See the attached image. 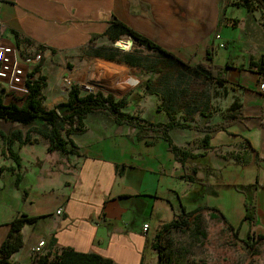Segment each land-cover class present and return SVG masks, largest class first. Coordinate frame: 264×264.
<instances>
[{"label": "crops", "instance_id": "obj_1", "mask_svg": "<svg viewBox=\"0 0 264 264\" xmlns=\"http://www.w3.org/2000/svg\"><path fill=\"white\" fill-rule=\"evenodd\" d=\"M229 2L231 0H0V41L19 46L24 57L32 62L43 55L45 66L47 62L56 63L66 58L78 62L101 58L118 63L117 53L124 50L132 52L129 50L134 48V56H140L138 51L149 52L131 41L130 36L112 39L103 35L117 18L181 59L195 65L202 63L215 73L226 74L227 81L223 85L207 82L214 89L222 90L226 101L214 109L213 97L210 99V108L206 110L210 115L209 125L221 122L224 113L234 104L235 111L244 116L229 126L227 132L218 131L210 147L203 142L206 131L171 129L178 147L200 155L194 160L189 158L192 166L199 170L198 177L206 180L200 184L183 177L184 165L177 161L162 137L148 144L147 139L138 138L136 128L117 125L109 114L94 112L88 116L84 122L86 132L72 136L80 154L69 155L62 150L51 151L49 139L35 125L24 126L0 118V131L7 135L0 134V248L17 216L40 217L35 224L24 226L21 231L24 246L13 253L10 264H43L46 258L45 264H50L56 254L66 249L96 253L116 264H157L154 223L170 219L182 203L187 209L190 204L196 208L200 203L205 204L206 197H220L219 173L222 168L239 166L242 150L248 153L252 164H264V92L260 89L264 74L259 73L256 66L250 67L252 55L247 51L244 58L237 61L217 64L215 60L220 48L216 33L223 36L221 31L226 21L235 26L226 15L232 6ZM28 40L31 44L26 42ZM223 40L228 46L229 41L224 36ZM40 45L44 47L42 54ZM104 45H112L116 59L98 54H104ZM123 45L127 49H123ZM26 51L37 55L28 57ZM153 53L156 63L164 58ZM262 54L264 51L253 55L257 59ZM124 63L130 72L137 74L131 78L132 83H138L133 86L137 91L115 98L139 94L141 99L134 97L130 103L131 114L147 120L150 118L146 113L153 114L155 122H168L164 108L156 110L163 103L162 92L159 96L150 95L146 86L147 82L160 90L163 86L160 73L150 72L147 65ZM31 64L34 68L35 63ZM81 66L87 70L83 74L89 75L87 65ZM47 82L43 90L45 100H50L47 108L68 99L70 89L51 83L48 76ZM104 82L120 91L127 89L117 79ZM146 94L154 96L155 101L144 111L141 109ZM92 115L94 122L89 123ZM206 120L197 113L195 121L190 123L203 124ZM91 127L95 128L93 135ZM8 140L12 150L8 148ZM217 152L222 154V163ZM13 153L19 156L20 162ZM20 175L22 181L17 186ZM225 180L223 186L237 184H232V179ZM24 191H27L26 197ZM216 192L218 195L214 194ZM243 202L245 205V196ZM145 224L150 225L148 231H144ZM42 239L46 240V246L43 257H39L34 247Z\"/></svg>", "mask_w": 264, "mask_h": 264}, {"label": "trees", "instance_id": "obj_2", "mask_svg": "<svg viewBox=\"0 0 264 264\" xmlns=\"http://www.w3.org/2000/svg\"><path fill=\"white\" fill-rule=\"evenodd\" d=\"M229 1V0H228ZM241 4L248 10L255 6L256 8L264 11V0H241ZM235 21V20H233ZM235 24V22H234ZM264 25V23H263ZM117 32L118 34H116ZM16 35L19 34L16 32ZM103 35H109L110 38L116 39L120 35H127L133 38L135 43H138L155 53H159L164 57L165 61L178 62L179 70H163L158 69V63L154 65L146 64L143 58L139 56H134L132 52L127 53L124 62L131 64L132 66L147 65L146 67L150 72L160 73L162 76L163 86L160 90H157L155 86H151L150 83L146 82L148 90H150V95H158L163 99V103L156 108L157 111L164 108L166 115L169 119L168 122L162 123V121L155 122L147 120L137 114H131V112L124 111V108L128 107L132 103L133 98L126 95L120 99H116L111 93L105 95L100 90L99 91H88L83 93V87L80 84H74L72 89L68 92V99L66 101L60 102L53 108H47L45 105V95L43 90L47 87V76L42 73V67L45 61V57L42 55L39 64L35 65L29 74L28 86L31 88L30 94L26 98L25 102L21 105L16 102H6L3 90H0V118L4 122H20L21 125H35L38 131L46 136L50 141L49 149L51 151L62 150L69 154H80L79 146L72 139L75 134H84L86 132L85 120L91 113L94 112H107L115 120L117 125L128 124L131 128H136L137 136L140 140L147 139L148 144H153L154 140L159 137L164 139L167 143L168 149L172 151L176 156L177 161L184 165L185 171L183 177L192 181L193 183H204L198 177L199 170L197 167H193L190 161L197 159L200 155H194L187 149L178 147L174 143L170 131L171 129L178 128H193L199 131H206L204 136V144L206 146H211L210 142L213 140L214 135L221 130L227 132V129L232 124L242 120L244 118L241 112H236V105L234 104L227 113H224V119L214 125H209L210 115L206 112L210 108L207 104L204 107L201 106L200 97L201 94H205L204 91L191 89V83L186 86L182 84V78H188L193 76L195 82L197 80L205 81L210 84L223 85L227 81V76L224 73H215L211 67L205 64H192L189 61L181 59L178 55L165 49L162 45L149 39L144 34L133 29L132 26L117 20L115 18L111 21L110 29ZM31 44V40L26 41ZM19 45V43H18ZM19 48V46H18ZM39 51L42 54L44 52V47L39 46ZM108 59H115L114 55H102ZM144 62V64H143ZM250 67L256 66L259 73L264 74V54L260 55L257 59L254 55L250 58ZM202 66L204 69L211 72L205 73L198 67ZM184 78V79H185ZM159 96V95H158ZM134 97V96H133ZM135 97L141 99V95L136 94ZM138 104V103H137ZM181 116L179 117V114ZM200 113L202 116L206 117L207 120L203 124L193 125L190 121H195V115ZM0 134L4 135L0 131ZM7 135H4L6 137ZM247 142H250L246 139ZM8 148L12 150L11 143L8 140ZM15 158L20 162V158L17 154H14ZM190 158V159H189ZM260 159V158H259ZM22 176L18 177V184L21 183ZM209 187V185L207 184ZM240 187L238 191L245 195V216L240 225L247 224L249 226L255 225L258 221V211H257V201L255 195L252 193L249 195L246 191L255 190L257 187H264V184L259 181L250 184H236ZM256 186V187H254ZM244 188V190H243ZM241 190V191H240ZM243 190V192H242ZM208 192V191H207ZM209 194V193H208ZM218 195V193H214ZM27 191H24L23 196L26 197ZM205 196V193L203 194ZM182 212L186 216H195L203 209H210L212 216L217 218V213L223 215L224 221L235 230V234L241 230V226L235 227L233 224L229 223L226 216L221 212V210L215 206L209 207L207 204H198L194 210H188L185 203L181 204ZM40 217L34 216H21L16 217L12 222L11 231H9L8 238L0 248V264H10V258L15 251L20 250L24 246V239L22 232L26 224H35ZM181 218L171 219L169 222H165L161 225V230L156 234V241L154 247L157 249L159 260L157 264H172L173 262V250L167 248V246L162 244V241L168 231L175 228H184L188 224L185 219ZM252 240L253 242H251ZM264 240V234H256L254 232H249L247 239L244 242L254 249V246L260 241ZM48 262V258L43 261V264ZM50 264H116L110 258H105L96 253H80V251H75L73 249L62 250L61 253L55 255L54 259Z\"/></svg>", "mask_w": 264, "mask_h": 264}, {"label": "rangeland", "instance_id": "obj_3", "mask_svg": "<svg viewBox=\"0 0 264 264\" xmlns=\"http://www.w3.org/2000/svg\"><path fill=\"white\" fill-rule=\"evenodd\" d=\"M241 2V0H231V3L229 2L232 6L228 8L226 15L228 18L230 17L235 20L233 21L231 19L230 21L235 22V26L233 24H228L227 21L223 23L224 25L222 26L223 28L221 32L229 41V45L217 48L218 55L215 59L217 64H226L233 60L237 61L238 58L243 59L245 51L251 55L259 53V51H264V11L255 6L248 10L241 4ZM131 41L133 40L131 39ZM238 43H241L239 47L235 45ZM244 46H248V48H245ZM259 46H261V48L255 50V48ZM123 47V49H127V46L125 47V45H123ZM104 48H106L104 55H114L115 59L117 58L116 54L112 51V45H104ZM131 49L132 50L129 51L133 52L134 48ZM96 51H98V49ZM125 51L127 50L117 53L119 56L117 60L118 63L104 61L101 58L80 60L79 62L77 60L69 61L66 58L56 63L47 62L46 66L44 63L42 73L47 74L51 83H56V85L60 86L63 85V87L68 90H71L76 82L83 87V93L100 90L105 95L112 93L118 98L128 92L133 94L137 91L136 89H133V86L138 83H132L131 79L132 76L136 77L137 74H133L127 69L128 66L124 63V60L129 52ZM26 53L27 56L31 58H34L37 55L36 52H33L31 55L27 51ZM138 53L140 55L139 57L143 58L146 64H151L156 61V57L151 51H146V53L138 51ZM39 62L40 58H37V61H33L32 63H35L36 65L39 64ZM83 64L87 65L89 68V75L83 74L87 71L85 68H82L81 65ZM44 68L46 70H44ZM157 68L163 70H179L180 66L178 62L172 63L169 60L165 61L163 58L159 61ZM64 77H68L69 80H71L72 86L70 88L66 86ZM184 78L185 77L182 78V84L188 86L191 83V89L193 88L194 90H202L205 92V94H201L200 97L202 107L207 104L210 105V99L212 97L214 109L220 108L221 105H224L226 102L222 90L214 89L215 87L213 88L205 81L197 80L195 82L193 76ZM109 79H117V81L122 82L123 85L127 86L126 91H120L104 82ZM133 96L135 97V95H132V98H134ZM8 99V102H10L11 98ZM145 100V105L141 109L144 111H146V108L148 109L149 105L155 101V97L146 94ZM45 101H47L45 103L47 104L46 106H48L50 100L47 99ZM130 108L131 106L129 105L128 108H125V111L131 112L129 111ZM140 108L141 107L135 108V110H139ZM99 113L109 114L107 112ZM93 117L94 116L92 115L89 123L93 121ZM146 117L150 118L149 120L156 121L153 114L150 115L146 113ZM91 130L92 135L95 134V128L91 127ZM195 141H197V139H195ZM219 156V162L222 163V154H219ZM240 156L239 166H235L234 169H232L231 166L227 169L222 168L221 173H219L218 184H221L222 190L220 197H206L205 199V204H209L210 206L216 205V207L219 208L229 220V223L233 224L235 227L241 226L240 232L238 235L235 234V230L230 228V226L224 221L223 215L220 214V212L215 211L218 217L214 218L211 210L206 208L191 217L184 215L181 208H176L170 219L165 221L169 222L171 219H177L180 217V220L185 219L188 224L184 228L173 227V229L166 233L162 241L163 245L173 250L172 264H264V240L257 243L254 246V249L250 248L244 242V240L247 239L249 232L264 234V187H257L255 190L246 191L249 195L252 193L255 195L258 205V221L255 222V225L249 226L247 224L240 225L241 218L245 214L243 202L245 195H243L244 193L241 194L237 191L241 186L230 187L222 185L226 184L227 181L225 179H232V184L239 183L246 185L256 181L264 183V164H252V160L248 153L243 150L241 151ZM231 170L234 172H231ZM194 208L195 206H191V204L188 205V210L192 211ZM165 221L154 223L152 226V233L155 239L156 234L160 232L161 225L165 223ZM250 241L253 242L252 240Z\"/></svg>", "mask_w": 264, "mask_h": 264}, {"label": "built area", "instance_id": "obj_4", "mask_svg": "<svg viewBox=\"0 0 264 264\" xmlns=\"http://www.w3.org/2000/svg\"><path fill=\"white\" fill-rule=\"evenodd\" d=\"M215 40L219 42L220 47H225L221 33L217 32ZM40 58V56L38 57ZM32 59L24 57L20 48L16 45L6 44L0 41V90H3L5 100L11 98L10 102L23 104L26 97L30 94L31 88L28 86L29 74L33 69ZM66 86H72L71 80L64 77ZM260 89L264 92V81L260 83ZM144 231L150 229L149 224L143 226ZM46 246V240L42 239L34 247L37 256L43 257V248Z\"/></svg>", "mask_w": 264, "mask_h": 264}, {"label": "water", "instance_id": "obj_5", "mask_svg": "<svg viewBox=\"0 0 264 264\" xmlns=\"http://www.w3.org/2000/svg\"><path fill=\"white\" fill-rule=\"evenodd\" d=\"M200 70H202L205 73H209L211 75V72H209L208 70L204 69L202 66L198 67Z\"/></svg>", "mask_w": 264, "mask_h": 264}, {"label": "bare ground", "instance_id": "obj_6", "mask_svg": "<svg viewBox=\"0 0 264 264\" xmlns=\"http://www.w3.org/2000/svg\"><path fill=\"white\" fill-rule=\"evenodd\" d=\"M125 47H126V46H125ZM27 97H28V96H27ZM27 97H26V98H27ZM25 100H26V99H25ZM24 102H25V101H24ZM16 103H17V102H16ZM19 104H21V103H19ZM21 105H22V104H21Z\"/></svg>", "mask_w": 264, "mask_h": 264}]
</instances>
